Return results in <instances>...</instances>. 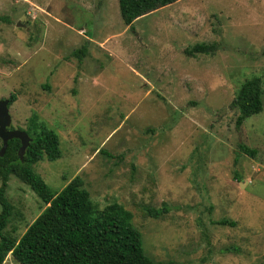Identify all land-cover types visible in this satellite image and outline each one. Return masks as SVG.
Segmentation results:
<instances>
[{"label":"rangeland","instance_id":"obj_1","mask_svg":"<svg viewBox=\"0 0 264 264\" xmlns=\"http://www.w3.org/2000/svg\"><path fill=\"white\" fill-rule=\"evenodd\" d=\"M197 44L215 50L190 56ZM255 77L263 110L236 127L230 104ZM11 94L10 129L35 115L59 136L61 157L33 171L121 205L149 259L264 264V0H180L131 27L117 0H0V99ZM6 196L18 239L45 205L15 176Z\"/></svg>","mask_w":264,"mask_h":264},{"label":"trees","instance_id":"obj_2","mask_svg":"<svg viewBox=\"0 0 264 264\" xmlns=\"http://www.w3.org/2000/svg\"><path fill=\"white\" fill-rule=\"evenodd\" d=\"M180 0H117L122 22L131 27L133 22L158 9ZM215 47L195 45L188 54H210ZM85 48L73 55L82 58ZM263 88L260 78L245 80L230 104L237 110L236 127L263 110ZM9 105L16 95L8 98ZM25 132L32 139L23 160L17 155L20 142L8 141L0 157V264L8 254L16 264H159L149 259L143 250L141 233L132 225L131 215L121 205L110 203L98 209L90 199L79 177L71 179L61 190L53 191L33 171V165L46 159L61 157L58 134L33 115ZM2 145V144H1ZM251 156L243 145L238 146ZM10 176L27 185L45 205L42 212L18 239L5 233L13 206L6 191ZM166 209L147 208V214L159 219ZM222 225H231L221 221Z\"/></svg>","mask_w":264,"mask_h":264},{"label":"water","instance_id":"obj_3","mask_svg":"<svg viewBox=\"0 0 264 264\" xmlns=\"http://www.w3.org/2000/svg\"><path fill=\"white\" fill-rule=\"evenodd\" d=\"M10 126L11 116L9 113V100L0 99V140L2 143L0 148V157L3 156L5 150L7 149L8 141L17 139L20 142V147L18 149L17 155L22 161L25 151L32 139L25 131L10 129Z\"/></svg>","mask_w":264,"mask_h":264}]
</instances>
